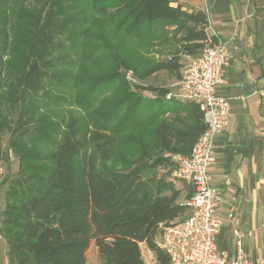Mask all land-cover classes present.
I'll return each mask as SVG.
<instances>
[{
	"label": "trees",
	"instance_id": "1",
	"mask_svg": "<svg viewBox=\"0 0 264 264\" xmlns=\"http://www.w3.org/2000/svg\"><path fill=\"white\" fill-rule=\"evenodd\" d=\"M172 1L0 0V132L23 104L10 141L21 175L0 211L6 264H87L91 241L97 264H145L140 244L168 264L156 242L186 207L155 169L188 154L205 123L196 103L165 98L168 86L133 87L125 72L179 78L182 54H200L205 12ZM149 25L165 26L164 60L132 46Z\"/></svg>",
	"mask_w": 264,
	"mask_h": 264
},
{
	"label": "crops",
	"instance_id": "2",
	"mask_svg": "<svg viewBox=\"0 0 264 264\" xmlns=\"http://www.w3.org/2000/svg\"><path fill=\"white\" fill-rule=\"evenodd\" d=\"M171 5L207 12L218 36L237 45L226 68L227 82L217 89L229 99L231 114L228 127L214 140L211 177L222 191L217 214L223 220L215 242L218 250L234 255L236 231L247 257L264 260V0H173ZM233 29L236 37L230 40ZM174 78L167 72L165 81L170 85ZM166 101L169 108L173 103ZM184 183L191 191L178 189L179 198L192 193Z\"/></svg>",
	"mask_w": 264,
	"mask_h": 264
},
{
	"label": "built area",
	"instance_id": "3",
	"mask_svg": "<svg viewBox=\"0 0 264 264\" xmlns=\"http://www.w3.org/2000/svg\"><path fill=\"white\" fill-rule=\"evenodd\" d=\"M205 15L207 38L203 40L200 54L188 60L181 78L169 85L170 90L165 95V98L176 97L196 103L203 115L204 130L190 152L167 154L175 164L172 176L189 184L192 193L180 201L186 207V215L163 226L156 246L167 255L168 264H264L263 259L251 261L247 257L236 231L234 255L218 250L215 242L223 220L217 214L222 191L213 185L211 177L216 162L214 140L228 127L231 114L229 99L218 94L217 89L227 82L226 68L237 45L230 46L228 40L219 37L207 12ZM235 37L236 29H233L230 40ZM125 76L130 83L136 82L131 71H126ZM143 259L145 264H155L149 248Z\"/></svg>",
	"mask_w": 264,
	"mask_h": 264
},
{
	"label": "rangeland",
	"instance_id": "4",
	"mask_svg": "<svg viewBox=\"0 0 264 264\" xmlns=\"http://www.w3.org/2000/svg\"><path fill=\"white\" fill-rule=\"evenodd\" d=\"M154 22H158V21H154ZM167 29L169 30L170 28H167ZM144 30L145 31L142 36L143 38L141 37L139 39H134V38L132 39V46H134V48L138 49L140 52L144 53L146 56H149L155 60H159V59L164 60L165 57L167 58L168 55H170L171 53L170 51L165 49V44H161L159 42L162 35H165V26L164 25L163 26L162 25H156V26L149 25L148 28ZM151 33H155L157 36L153 37ZM149 38H150V41L152 42V45L146 44ZM0 53H1L2 59L6 57V56H3V52H0ZM187 62L188 60H186V58H182L180 61L181 66H184ZM182 70L183 69L179 70L180 77L176 78L177 80L181 78ZM120 71L123 73L126 70H124V68H121ZM127 71H131L133 78L136 80V82L133 83V87H135L134 85L136 84L138 85L140 83H143L145 85L146 84L155 85V86L162 85L164 87L168 86L170 88V86L168 85V81L167 82L165 81V78L167 75V72L165 70L156 71L155 73H153L154 75L151 74L150 76H148L146 79H143V80L139 79L131 69H128ZM0 73H1V76H3V66L0 68ZM125 79H126V76H125ZM176 79L174 78V80ZM174 80L172 82H174ZM37 91L38 93H41L40 90H37ZM138 91L141 92L143 95H147V96L155 95V92H151L148 90H138ZM51 92L57 93L56 90H51ZM21 106H23V104L22 103L20 104V102H18V104H16V106L13 107V110L11 114L9 115V123H8L9 126L8 125L3 126L0 132V211L3 209L5 192L8 186L10 185L11 179L21 175L20 173V167H21L20 163L21 162H20L19 153L14 151V149L11 148L10 146V141L11 139H13L11 130L13 126L15 125L16 117L18 116V113L20 109L22 108ZM64 106L65 107L62 108V113L63 115L65 114V116L67 117L68 116L67 109H66L67 106L66 105ZM70 108L76 109V106L71 105ZM1 110H3V102H1ZM174 169H175V164H172V165H165V167H157L155 171H156L157 177L162 178L163 182L166 181V182L172 183L174 188L176 189H182L184 191H187V190L191 191L190 190L191 188H189L188 185H186L184 182L172 176ZM182 195L184 196V193ZM183 196H181L178 200L181 201L183 199ZM7 249L8 247H7L6 240L0 234V264L7 263V252H6ZM140 250H141L142 257L143 258L144 256L146 257L147 247L144 244H140ZM97 262H98L97 249H96L94 242L91 241L86 251V263L87 264H97Z\"/></svg>",
	"mask_w": 264,
	"mask_h": 264
}]
</instances>
